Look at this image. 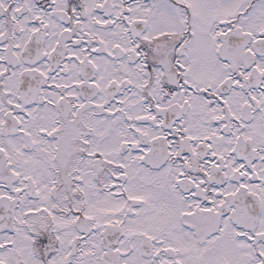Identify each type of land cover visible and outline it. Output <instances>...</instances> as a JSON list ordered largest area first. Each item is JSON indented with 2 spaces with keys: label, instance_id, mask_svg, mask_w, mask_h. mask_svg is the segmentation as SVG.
Wrapping results in <instances>:
<instances>
[{
  "label": "snow or ice",
  "instance_id": "snow-or-ice-1",
  "mask_svg": "<svg viewBox=\"0 0 264 264\" xmlns=\"http://www.w3.org/2000/svg\"><path fill=\"white\" fill-rule=\"evenodd\" d=\"M0 264H264V0H0Z\"/></svg>",
  "mask_w": 264,
  "mask_h": 264
}]
</instances>
